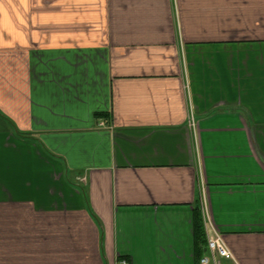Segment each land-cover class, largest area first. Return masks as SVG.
<instances>
[{
  "label": "crops",
  "instance_id": "crops-1",
  "mask_svg": "<svg viewBox=\"0 0 264 264\" xmlns=\"http://www.w3.org/2000/svg\"><path fill=\"white\" fill-rule=\"evenodd\" d=\"M197 215L264 264V0H0V264H197Z\"/></svg>",
  "mask_w": 264,
  "mask_h": 264
},
{
  "label": "built area",
  "instance_id": "built-area-1",
  "mask_svg": "<svg viewBox=\"0 0 264 264\" xmlns=\"http://www.w3.org/2000/svg\"><path fill=\"white\" fill-rule=\"evenodd\" d=\"M205 240V250L199 257L197 264H224L223 261L233 259L220 234L214 232L207 235Z\"/></svg>",
  "mask_w": 264,
  "mask_h": 264
},
{
  "label": "trees",
  "instance_id": "trees-1",
  "mask_svg": "<svg viewBox=\"0 0 264 264\" xmlns=\"http://www.w3.org/2000/svg\"><path fill=\"white\" fill-rule=\"evenodd\" d=\"M195 231H196V234H197V238L199 240V243H202V246H201L202 251L200 252V256H201L202 252H204V250H205V242H206V240L203 238L202 228H201V223H200V218H199L198 215L196 217Z\"/></svg>",
  "mask_w": 264,
  "mask_h": 264
}]
</instances>
